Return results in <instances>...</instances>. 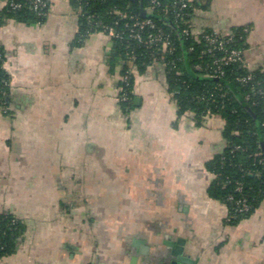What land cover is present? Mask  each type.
<instances>
[{
	"label": "crops",
	"instance_id": "1",
	"mask_svg": "<svg viewBox=\"0 0 264 264\" xmlns=\"http://www.w3.org/2000/svg\"><path fill=\"white\" fill-rule=\"evenodd\" d=\"M206 1L196 34L247 31L245 60L264 73V0ZM51 3L42 25L0 27L11 87V114L0 108V214L26 226L0 264H264V202L232 225L208 193L224 121L179 114L159 65L136 75L125 112L110 37L78 45L77 12Z\"/></svg>",
	"mask_w": 264,
	"mask_h": 264
},
{
	"label": "trees",
	"instance_id": "2",
	"mask_svg": "<svg viewBox=\"0 0 264 264\" xmlns=\"http://www.w3.org/2000/svg\"><path fill=\"white\" fill-rule=\"evenodd\" d=\"M35 1L9 0L7 6L0 9V27L7 20L44 24L52 0H43L45 7L38 9H35ZM67 1L79 16L78 45L96 33L107 34L104 27L114 29L118 35L111 38L107 34L112 41L108 61L112 73L120 80L118 86L123 87V94L129 96V100L124 101L122 94L116 92L125 112L134 107L135 94L131 93L136 75L143 74L148 67L159 65L165 69L168 90L176 101L179 114L193 113L198 120L219 116L224 121L223 136L227 147L206 164L207 171L213 176L209 196L226 205L229 224H237L255 213L264 202V73L246 68L239 62L223 67L224 75L218 78L219 81L208 76L217 67L215 60L222 53L207 54L204 37L215 31L207 29L196 34L194 20L199 10L208 9L209 3L206 0H157L155 4L152 0ZM184 3L186 7H183ZM15 5L21 8L15 9ZM149 8H152V13L144 18L141 11ZM116 12L127 18L122 19ZM131 17L140 21L151 20L155 28L146 27L141 31L132 28L134 20ZM160 30L169 36L174 53L163 54L158 45L146 46L131 38L137 32L146 38ZM184 30L188 31L187 35L183 34ZM229 35L233 37L231 47L244 51L247 34L241 29ZM4 60L2 48L0 108L9 115L11 87L3 67ZM126 75H129L128 86L123 83ZM250 75V81H239ZM239 187L241 191H238ZM242 200L246 201L248 210L240 213L237 212V203ZM25 233L26 226L21 220L11 214H0V261L17 253Z\"/></svg>",
	"mask_w": 264,
	"mask_h": 264
},
{
	"label": "built area",
	"instance_id": "3",
	"mask_svg": "<svg viewBox=\"0 0 264 264\" xmlns=\"http://www.w3.org/2000/svg\"><path fill=\"white\" fill-rule=\"evenodd\" d=\"M153 3H157V0H152ZM46 3L43 0H36L34 2L35 9H38L40 6L45 7ZM183 7H186V4H183ZM15 9H20V5H15ZM148 14L152 13V8H149L146 11ZM166 12V11H165ZM116 14L122 16V19H126L127 16L124 14H121L120 12H116ZM130 19L134 20V24L132 28H137L139 31L145 29L146 27L155 28L154 24L151 20H144L140 21L138 19H135L131 17ZM126 27H129L128 24L125 25ZM105 31L111 38H116L118 35L116 34L115 30L109 27H104ZM247 33V31H244ZM184 35L188 34L187 30H184ZM131 38L137 40L140 44L143 45H158L162 51L163 54L166 53H174L173 44L169 38V36H166L164 32L161 30L158 31L156 34H149L148 37L143 38L139 32L132 34ZM205 43L207 45V54L213 56L215 51L221 52L222 56H220L218 59L215 60L216 68L213 69V72L210 73L211 75H208L212 78H220L224 75V72L222 70L223 67L232 65L235 63L241 62L246 68H249V64L245 60V53L243 50H239L237 48H232L231 43L233 42V37L231 35L227 36L220 32H213L212 34H207L204 37ZM2 44L0 42V60L2 59ZM130 74V73H128ZM129 75H126L123 79V83L128 84ZM252 79V76H248L247 78H241L239 79L240 82L246 83L247 81H250ZM120 81V80H118ZM123 87L117 88V92L122 94V100L127 101L129 100L128 94H123ZM134 95V91L131 93ZM246 100H249V97H246ZM1 102V99H0ZM238 191H241V188H238ZM237 212H244L248 210V206L246 204L245 200L239 201L238 203Z\"/></svg>",
	"mask_w": 264,
	"mask_h": 264
},
{
	"label": "water",
	"instance_id": "4",
	"mask_svg": "<svg viewBox=\"0 0 264 264\" xmlns=\"http://www.w3.org/2000/svg\"><path fill=\"white\" fill-rule=\"evenodd\" d=\"M141 15H142L144 18H148V17H150V15H149L144 9H142V11H141ZM186 59H187V56H186ZM216 80L219 81V79H217V78H216ZM8 101H9V100H8ZM180 260H182V259H180Z\"/></svg>",
	"mask_w": 264,
	"mask_h": 264
}]
</instances>
